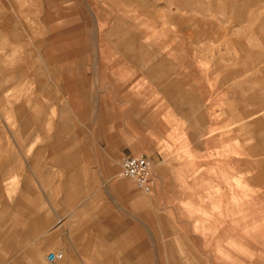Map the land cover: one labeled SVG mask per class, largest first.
Returning a JSON list of instances; mask_svg holds the SVG:
<instances>
[{
  "label": "rangeland",
  "instance_id": "374dc122",
  "mask_svg": "<svg viewBox=\"0 0 264 264\" xmlns=\"http://www.w3.org/2000/svg\"><path fill=\"white\" fill-rule=\"evenodd\" d=\"M0 57L17 58L0 69V264H35L4 239L25 186L54 223L65 196L111 204L136 252L113 264H264V124L240 125L264 106V0H0ZM141 154L151 194L115 185Z\"/></svg>",
  "mask_w": 264,
  "mask_h": 264
},
{
  "label": "crops",
  "instance_id": "0c3cea01",
  "mask_svg": "<svg viewBox=\"0 0 264 264\" xmlns=\"http://www.w3.org/2000/svg\"><path fill=\"white\" fill-rule=\"evenodd\" d=\"M115 30L120 33L121 27ZM15 61H17L15 57L9 58L7 61L0 57V69L3 70L2 79L8 77L11 80L12 74H15V71L11 70L9 64ZM154 70L153 67L152 70H148L147 72L153 76ZM183 97L192 104L191 110L196 113L197 108L200 106L198 96L195 93L187 91L183 93ZM257 98V101L261 100V97L258 96ZM242 113H244L242 120L246 121H243L240 124L241 126H263L264 119H256L251 122L253 117L260 114L264 115L263 105L257 106L249 113L242 110ZM194 120L195 128L197 130L201 129L204 123L202 116L197 115ZM262 133L264 134V132ZM205 134H199V136ZM63 135L62 130L58 134V142L61 143L63 141ZM261 139L263 141L264 135ZM64 152L62 148L61 156L65 160ZM117 165L118 161L113 159L111 171L115 172ZM118 176L120 177L121 175L118 174ZM126 184L127 182L121 179V177L115 181V185L121 189L126 188ZM21 190L22 192L17 199L16 208L13 211L14 225L10 231L7 229L8 233L4 235L7 250L16 255L13 258L14 260L33 259L35 264H45V259H48V253L54 252L50 250L53 248H61L58 252H63L65 255V264H85L87 261L91 263L97 262L98 264H113L118 259L114 260L110 256L119 254L135 255L132 226L128 222L119 219L110 209L103 212L99 210L101 207L108 208L112 206L111 204L101 205L97 199L82 201L78 204L77 202L76 204L75 202L68 203L65 196V200H60L58 203L60 214H56L58 222L54 223L51 214L43 208V203L40 201L41 198L29 186L22 187ZM108 202L109 200L102 201V203ZM76 208L92 210L91 212H86V214L90 215L87 220H91L92 223L77 222L75 216L80 215L79 213L69 216L68 210ZM101 214H104L109 222H101ZM100 256H109L110 258L106 260L101 259L100 261L97 259ZM127 263L135 264L133 261L130 262V259ZM175 264L178 263L176 262Z\"/></svg>",
  "mask_w": 264,
  "mask_h": 264
},
{
  "label": "built area",
  "instance_id": "2783aa9c",
  "mask_svg": "<svg viewBox=\"0 0 264 264\" xmlns=\"http://www.w3.org/2000/svg\"><path fill=\"white\" fill-rule=\"evenodd\" d=\"M153 162L146 154L140 156H126L121 163V176L130 178L141 191L151 194L155 190L152 170ZM48 260L52 263L64 258L63 252H49Z\"/></svg>",
  "mask_w": 264,
  "mask_h": 264
}]
</instances>
